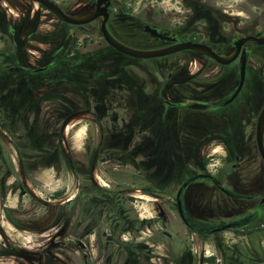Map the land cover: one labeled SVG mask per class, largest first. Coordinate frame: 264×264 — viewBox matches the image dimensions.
Returning <instances> with one entry per match:
<instances>
[{"label":"flooded vegetation","instance_id":"af4514ba","mask_svg":"<svg viewBox=\"0 0 264 264\" xmlns=\"http://www.w3.org/2000/svg\"><path fill=\"white\" fill-rule=\"evenodd\" d=\"M52 1L68 16L91 13L97 2L75 0L63 6ZM107 1V30L136 49L191 42L225 55L240 37L264 34L248 20L232 23L208 0H181L179 6L162 0L158 11L147 8L137 14ZM38 9L61 33L41 34L44 16ZM171 10L176 15L172 22ZM99 21L73 24L37 0H0V114L7 121L0 138L15 154L22 145L30 149L29 155H16L19 168L26 160L37 169L41 154L57 155L59 162L53 164L77 180L73 196L63 192L62 199L44 204L48 228L31 245L4 236L0 256H30L11 264H152L160 259L147 251L150 232L145 230L152 217L134 208L137 191L156 195L160 219L173 210L192 240L219 238L227 231L264 234V162L256 141L264 105V44L241 46L246 72L237 90L240 53L228 64L189 48L156 57L131 56L105 41ZM145 25L172 39L151 35ZM12 101L17 104L13 109ZM21 127L25 137L18 136ZM75 138H81L76 149ZM0 147L5 186L8 175L16 172L7 154L12 151ZM214 148L222 149L227 168L220 163L214 170L207 167L205 155ZM118 171L141 175L144 183L119 182ZM233 173L237 186L229 185ZM31 182L22 172L18 182H11L12 189L31 192ZM173 186L172 199L161 195ZM243 244L234 252L240 255L234 264H264L263 247ZM197 251L193 245L182 248L185 264H192Z\"/></svg>","mask_w":264,"mask_h":264},{"label":"rangeland","instance_id":"374dc122","mask_svg":"<svg viewBox=\"0 0 264 264\" xmlns=\"http://www.w3.org/2000/svg\"><path fill=\"white\" fill-rule=\"evenodd\" d=\"M63 6H68L70 2L75 0H56ZM116 3L120 4L122 8L137 14L141 13V10L144 11L147 8H152L158 11L161 8V4L165 3L162 0H114ZM168 6L177 5L179 6L181 0H165ZM211 5L215 8L219 9L221 14H226L231 17L232 23L236 22L244 23L245 20L249 21V24L255 31H263L264 32V0H208ZM39 16L44 13L41 9H38ZM169 14V19L171 22L175 19V11H167ZM44 24L41 25L40 32L41 34H45L50 31H58L55 33L57 35L62 30L56 28V22L52 23L51 21H47L46 17H43ZM225 28H228V24L224 25ZM51 41H49L50 43ZM46 44H43L42 47L46 48ZM41 52V51H40ZM12 98H5L6 102H9ZM46 102V101H44ZM13 103L11 108H15L17 104ZM46 103H44L45 106ZM44 113V111H40ZM7 123L6 119L0 114V130L3 128L2 124ZM13 130V128H11ZM16 131V129H15ZM3 134H5L3 132ZM18 136L25 137L24 128L21 127V130L18 131ZM81 138H75L72 143V147L74 149L77 148L78 142ZM141 138H135V142H140ZM0 143L9 148L8 143L5 142L3 138H0ZM29 143V142H28ZM25 145H22L18 154H15L12 149V152L7 154L10 155L12 159V164L14 167L15 175H8V179L3 185L4 180H0V239L5 236L8 240H15L21 246L31 245L36 237L39 235V231H44L48 228V225L45 221L49 218L48 213L45 212V203L48 202H56L63 198V196H73L76 193L77 180L75 177L68 174H63L60 170V167H56L53 162L57 161V155L55 158H49L47 155L41 154L40 164L35 165L30 161L26 162L24 160L21 163L22 168L18 167L16 155H29L30 149L24 148ZM1 149V147H0ZM24 149V150H23ZM8 150V149H7ZM22 153V154H21ZM25 153V154H24ZM139 164L142 165L143 154H139ZM118 158H115L117 161H120L122 157L121 154L115 155ZM206 165L208 168L214 170L216 166L220 163L223 164L224 167H228L224 164L227 160L225 154L223 153L221 148H214L210 152L206 153ZM38 159L36 160L38 162ZM158 163V162H157ZM162 168V165L158 163ZM23 166H25L23 168ZM38 166V167H37ZM19 168L18 170L16 168ZM22 172L26 174V176L32 177V182L30 187L32 189L31 192L20 191L19 187L15 190L12 189L11 182H18L20 177L22 176ZM261 175L263 172L261 171ZM99 177L107 182L108 180L104 178L103 175H99ZM2 178V176H1ZM16 179V181H15ZM142 176L133 173L131 175V171H118L117 181L121 182H134L139 185L144 183L142 180ZM7 185V187H6ZM230 186H237V175L235 173L231 174L229 178ZM23 189L26 190V185L20 183ZM20 191V194H19ZM33 192V194H32ZM64 192V193H63ZM157 192V191H156ZM60 193V194H57ZM63 193V196H62ZM175 193L174 186L169 187L166 190L162 191L161 195L165 196V198H173V194ZM155 196L143 195L141 191L134 192V199L137 201L134 204L135 209L142 210V214L149 215L152 217V222L148 225L145 231L150 232L149 236V246L150 250H147L149 253H152L155 256L160 257L158 260L156 258L151 261L152 264H185L184 252H181L182 248L185 246L196 247L199 251L201 247L204 248L202 251H197L196 256H191L192 264H234L232 260H238V253H234L237 251V247L243 246V241L245 244H249V246H257L264 248V234L251 233L245 236L239 234V231H227L221 234V236L213 237L208 240H204L200 242L199 239L194 238L192 240L191 235L188 233L186 228L179 222L176 213L172 210V212H168L164 214V216L159 218L157 214L156 202L153 199ZM172 203V201H171ZM8 209H11L10 211ZM76 211V210H75ZM73 215V213L71 214ZM8 218H7V217ZM38 223H35V221ZM256 227H261L260 223L254 225ZM156 231V232H155ZM241 232V231H240ZM250 232V231H248ZM260 235L262 237L260 238ZM193 243V244H192ZM224 244L227 248H224ZM139 246V245H138ZM13 252H11L12 254ZM30 258L29 255H23V258L14 259L12 255H4L0 256V264H8L13 262H25ZM164 258V260L162 259Z\"/></svg>","mask_w":264,"mask_h":264},{"label":"water","instance_id":"95a60500","mask_svg":"<svg viewBox=\"0 0 264 264\" xmlns=\"http://www.w3.org/2000/svg\"><path fill=\"white\" fill-rule=\"evenodd\" d=\"M44 6H46L50 11H52L58 18L63 21L73 23V24H82L93 20L94 18H99V31L102 33L105 41L110 44L112 47L117 49L118 51L136 57H156L165 54H169L175 52L180 49H194L196 51L201 52L202 54L214 58L217 62L222 64H228L233 61L238 54L239 62H238V77H239V84L237 90L241 87L245 72H246V52L245 49H241L243 43H252V44H264V34L260 36H253L248 35L244 37H240L234 42L235 49L225 55H217L215 52L211 50L206 45L200 43H191V42H180L175 43L166 47L162 48H155V49H136L127 45L122 44L118 40H116L107 30L106 28V20L108 17L107 7L108 1L107 0H97L96 2V10L91 13H86L82 15L76 16H68L62 12V10L58 7V5L53 2L52 0H37ZM145 30L149 31L151 35L157 36L163 39H172L167 36H162L160 33L157 32L156 29L150 27L149 25H145ZM263 130H264V105L262 110L259 114L258 122H257V129H256V141L259 153L264 162V145H263ZM177 202L179 204V198L177 195Z\"/></svg>","mask_w":264,"mask_h":264}]
</instances>
